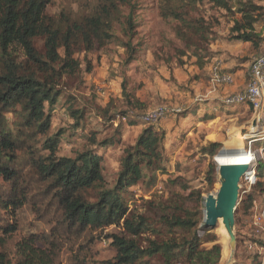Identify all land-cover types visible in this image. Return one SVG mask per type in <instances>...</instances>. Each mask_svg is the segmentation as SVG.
Segmentation results:
<instances>
[{
  "label": "rangeland",
  "instance_id": "374dc122",
  "mask_svg": "<svg viewBox=\"0 0 264 264\" xmlns=\"http://www.w3.org/2000/svg\"><path fill=\"white\" fill-rule=\"evenodd\" d=\"M228 3L231 10L218 7L214 0H203L194 9L181 6L178 10L186 14L184 18L209 26V31L196 35L174 18H164L161 0H133L134 34L125 37L118 26L111 44L75 55L77 72L65 76L58 87L56 104L52 108L46 105L52 117L50 130L47 134L35 133L32 145L38 149L35 155L42 157L52 154L44 147L51 140L59 142L57 158L76 159L87 152L102 157L106 189L113 191L128 150L146 130L157 132L163 138L161 168L144 172L146 178L120 197L133 218V211L147 212L149 203L168 200L171 191L184 198L192 192L201 193L204 201L189 206L203 211L201 236L209 233L217 238L223 247L222 264L228 257V240L218 229L203 230L205 199L219 189L217 169L213 184L207 173L211 164L218 168L215 159L222 151H251L258 183L250 189L245 185L241 192L235 264H264V220L263 227L254 225L256 217L264 216V140L260 141L264 137V112L255 113L249 105L227 104L247 89L252 63L264 56V0ZM247 3L259 8L255 13L260 15L255 22L257 47L233 38L235 22L241 21L240 10ZM85 5L87 10L92 7L88 0H52L48 13L82 14L87 12ZM128 44L133 47V55L124 47ZM36 47L45 52L44 41H37ZM217 75H229L233 81L221 83ZM163 108L167 110L164 116L145 120ZM18 109L7 114L13 129L19 121ZM77 111L79 119L73 116ZM214 144L221 149L210 155ZM27 155L18 153L14 164L19 175L16 187L26 194V206L15 213L6 209L1 201L7 202L13 187L0 180V239L12 262L19 259L17 245L37 235L53 244L55 264H116L118 252L112 237L124 236L123 230L70 228L55 192L28 163L31 156ZM261 182L263 186L256 187ZM96 196L93 192L94 202ZM251 196L254 200L249 202ZM10 225L18 231L4 234Z\"/></svg>",
  "mask_w": 264,
  "mask_h": 264
},
{
  "label": "trees",
  "instance_id": "16d2710c",
  "mask_svg": "<svg viewBox=\"0 0 264 264\" xmlns=\"http://www.w3.org/2000/svg\"><path fill=\"white\" fill-rule=\"evenodd\" d=\"M88 1L92 7L87 10L89 7L85 5V13L62 12L51 16L48 8L52 0H0V180L13 187L7 202H1L13 213L28 203L26 194L16 187L19 175L14 166L17 154L24 152L31 156L28 163L55 192L70 228L123 230L124 236L112 237L118 252L116 264H220L222 246L209 233L201 236L203 211L189 206V203L204 201L201 193L192 192L184 198L171 191L168 200L149 203L147 212L133 211V218L120 197L146 178L144 172L161 168L163 138L157 132L146 130L128 150L113 191L106 189L103 160L98 155L87 152L76 159L57 158V140L44 146L52 153L49 157L35 155L38 149L32 145L33 136L49 132L52 117L46 105L52 108L56 104L58 87L65 76L77 72L75 55L111 44L118 26L125 37L134 34L133 0ZM161 1L164 18H174L196 35L209 31V26L189 21L178 10L181 6L194 9L203 0ZM214 2L222 9L231 10L228 0ZM257 10L251 3L243 5L242 19L235 22L232 31L234 40L258 46L255 22L260 15L255 16ZM39 40L44 41V53L37 50ZM193 46L203 50L197 44ZM124 47L132 53L131 44ZM15 108H19L16 111L19 121L13 129L7 114ZM73 116L81 118L79 111L73 112ZM211 148L208 154L214 155L221 146L214 144ZM216 169L215 164L209 167L207 178L211 184ZM172 186L177 188L176 183ZM258 186H263L262 182ZM93 192L97 193L95 202ZM253 200L252 196L248 199ZM17 231L18 227L10 225L4 234ZM48 242L37 235L22 240L17 245L19 259L15 264H55L56 253L51 249L53 244ZM4 246L0 239V264H14Z\"/></svg>",
  "mask_w": 264,
  "mask_h": 264
},
{
  "label": "water",
  "instance_id": "95a60500",
  "mask_svg": "<svg viewBox=\"0 0 264 264\" xmlns=\"http://www.w3.org/2000/svg\"><path fill=\"white\" fill-rule=\"evenodd\" d=\"M223 154L231 155L236 154V152L222 151L218 156ZM254 162L255 160L251 167L240 164H217L219 189L215 194H211L205 199L203 230L207 232L218 229L228 240L229 253L224 264H235L236 262L239 247L236 215L243 187L245 185V188L249 187L250 189L252 187L249 183V177L253 174ZM222 260L223 251L220 264H222Z\"/></svg>",
  "mask_w": 264,
  "mask_h": 264
},
{
  "label": "built area",
  "instance_id": "2783aa9c",
  "mask_svg": "<svg viewBox=\"0 0 264 264\" xmlns=\"http://www.w3.org/2000/svg\"><path fill=\"white\" fill-rule=\"evenodd\" d=\"M217 78H219L221 83L226 84L232 83L233 81L232 77L229 75H222V77H219V75H217ZM227 104L249 105L253 108L255 113H259V111L264 112V56L255 59L252 63L251 76L247 89L243 93L233 97L232 99L227 100ZM166 112L167 110L165 108L159 109L158 111H155L151 115L147 116L145 120H157L158 118L164 116ZM261 140H264V137H260V141ZM256 182V172L254 170L253 174L249 177V183L251 186H253ZM263 220L264 216H260L258 218L256 217L254 225L258 227H263Z\"/></svg>",
  "mask_w": 264,
  "mask_h": 264
},
{
  "label": "bare ground",
  "instance_id": "6f19581e",
  "mask_svg": "<svg viewBox=\"0 0 264 264\" xmlns=\"http://www.w3.org/2000/svg\"><path fill=\"white\" fill-rule=\"evenodd\" d=\"M236 154H223L220 155L221 158L216 159L217 164L223 165V164H240V165H247L248 167H251L253 165V161L255 160V157L253 156L252 152H246L244 150H236ZM245 155L247 156H244Z\"/></svg>",
  "mask_w": 264,
  "mask_h": 264
}]
</instances>
